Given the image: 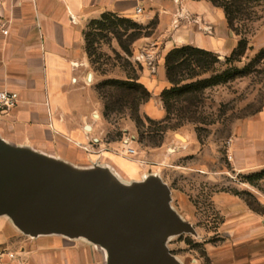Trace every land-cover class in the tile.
<instances>
[{"label":"crops","instance_id":"obj_1","mask_svg":"<svg viewBox=\"0 0 264 264\" xmlns=\"http://www.w3.org/2000/svg\"><path fill=\"white\" fill-rule=\"evenodd\" d=\"M107 12L143 25L156 18L153 32L137 38L131 48L133 59L147 56L138 61V81L150 98L139 113L152 119L165 114L160 94L170 86L164 61L171 48L191 45L224 58L238 41L222 7L209 0H0V90L18 98L14 108L0 115L1 140L69 166L96 162L108 171L104 164L119 168L127 162L112 151L115 143L103 139V103L95 85L104 78L91 67L85 48L88 23ZM230 138L232 169L255 179L264 170V103L232 125ZM213 200L223 215V240L205 246L210 264H264V216L228 193H215ZM78 237L87 244L37 236L17 253L24 264H108L102 243ZM0 239L16 251L1 233ZM0 264L16 261L4 258ZM164 264L202 263L169 253Z\"/></svg>","mask_w":264,"mask_h":264},{"label":"rangeland","instance_id":"obj_2","mask_svg":"<svg viewBox=\"0 0 264 264\" xmlns=\"http://www.w3.org/2000/svg\"><path fill=\"white\" fill-rule=\"evenodd\" d=\"M239 9L232 12V31L238 39L247 40L246 50L239 61H232L228 65L223 63L224 58L218 57L221 62L216 65L215 74L231 66L243 70V73L232 72L224 81L205 89L203 101L197 105V112L203 117L204 123L189 122L161 132L158 121L162 118L152 119L140 113L143 126L139 132L134 121L129 118L127 109L104 117L106 129L103 139L115 143L117 147L112 148V151L127 160L119 168L115 163L104 164L113 182L123 188L140 183L164 184L169 187V203L178 209L181 215L179 219L187 223L189 229L180 233H165L163 242L169 253L198 259L202 264H207L206 260H209L205 246H217L223 240V215L215 206V193L224 192L236 196L253 211L264 216V178L252 180L246 178V175L237 174L228 159L232 125L257 112L264 103V54L256 59L264 47V0H242ZM87 28L96 34L93 40L96 55H99L96 66L99 64L104 74L99 71L97 73L103 78H123L124 72L120 66L122 60L119 59L123 52L115 36L95 26ZM143 55L141 60L147 57ZM130 60L139 63L132 56ZM177 134L184 139H180ZM127 137L132 139L133 153L126 151L123 140ZM97 166L102 165L94 162L84 167H71L85 170ZM0 233L16 248L15 252L20 248L31 247L32 240L37 236L63 242L79 240L87 244L78 235L63 232L38 233L31 237L8 212H0ZM5 245L1 243L0 247Z\"/></svg>","mask_w":264,"mask_h":264},{"label":"water","instance_id":"obj_3","mask_svg":"<svg viewBox=\"0 0 264 264\" xmlns=\"http://www.w3.org/2000/svg\"><path fill=\"white\" fill-rule=\"evenodd\" d=\"M169 202L164 184L123 188L99 166L74 169L0 139V212L31 237L84 234L108 249V264H164L163 234L189 229Z\"/></svg>","mask_w":264,"mask_h":264},{"label":"trees","instance_id":"obj_4","mask_svg":"<svg viewBox=\"0 0 264 264\" xmlns=\"http://www.w3.org/2000/svg\"><path fill=\"white\" fill-rule=\"evenodd\" d=\"M213 5L222 7L228 26L233 28L234 9L240 10L242 0H209ZM156 18L143 25L130 18L119 17L114 13H103L100 18L91 20L87 26H95L99 30H107L117 39L123 52L119 56L120 66L123 69V78H104L95 85L98 97L103 103V116L106 118L110 113L124 112L128 110V116L135 123L137 130L143 126V120L139 113V106L150 98V92L141 84L139 72L141 65L130 60L132 56V43L141 36L150 35L155 26ZM95 33L86 27L85 48L91 67L100 74L98 62L99 55H96V48L93 47ZM125 35V38H122ZM247 46L245 38L238 39L236 47L224 57L223 63L228 65L232 61H239ZM264 54V47L260 50L258 59ZM217 54L200 49L191 45H183L171 48L165 55V76L170 83L168 88L161 91L160 98L165 111L162 119L158 121L161 132L167 129H175L185 123H204L203 117L197 112V105L203 101L204 91L207 87L224 81L226 76L232 72L243 73L235 67H230L219 74H215V67L220 63ZM211 73L209 77H204ZM146 120L151 121L148 117ZM174 119L173 122H171ZM264 176V170L254 175V178ZM209 264V260H206Z\"/></svg>","mask_w":264,"mask_h":264},{"label":"built area","instance_id":"obj_5","mask_svg":"<svg viewBox=\"0 0 264 264\" xmlns=\"http://www.w3.org/2000/svg\"><path fill=\"white\" fill-rule=\"evenodd\" d=\"M138 12H140V9L136 10V13ZM2 32L6 33V30H2ZM143 57V54H139L135 57V60L139 61ZM17 100V93L7 90H0V115L7 113L12 108H14L17 104ZM123 142L126 144V151L128 153H133L134 149L131 146L132 139L130 137H127L123 140ZM4 258L15 260L16 264H24L23 259L17 252L12 251L6 247H0V261Z\"/></svg>","mask_w":264,"mask_h":264},{"label":"bare ground","instance_id":"obj_6","mask_svg":"<svg viewBox=\"0 0 264 264\" xmlns=\"http://www.w3.org/2000/svg\"><path fill=\"white\" fill-rule=\"evenodd\" d=\"M177 136L180 138V139H184V137H182L181 135L177 134Z\"/></svg>","mask_w":264,"mask_h":264}]
</instances>
